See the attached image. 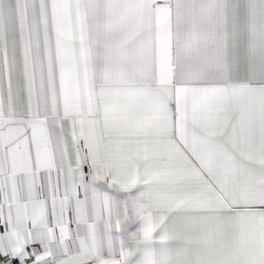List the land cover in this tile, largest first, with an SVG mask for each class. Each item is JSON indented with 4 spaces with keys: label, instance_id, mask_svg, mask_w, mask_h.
Wrapping results in <instances>:
<instances>
[{
    "label": "snow or ice",
    "instance_id": "6c2138e0",
    "mask_svg": "<svg viewBox=\"0 0 264 264\" xmlns=\"http://www.w3.org/2000/svg\"><path fill=\"white\" fill-rule=\"evenodd\" d=\"M0 264H264V0H0Z\"/></svg>",
    "mask_w": 264,
    "mask_h": 264
}]
</instances>
